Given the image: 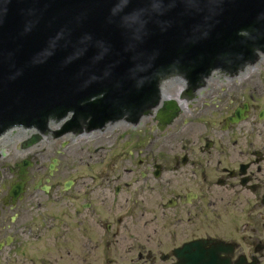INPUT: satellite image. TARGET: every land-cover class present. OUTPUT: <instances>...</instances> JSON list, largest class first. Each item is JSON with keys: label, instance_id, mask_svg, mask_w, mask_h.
I'll return each mask as SVG.
<instances>
[{"label": "flooded vegetation", "instance_id": "flooded-vegetation-1", "mask_svg": "<svg viewBox=\"0 0 264 264\" xmlns=\"http://www.w3.org/2000/svg\"><path fill=\"white\" fill-rule=\"evenodd\" d=\"M263 60L264 52L258 53L244 68L214 76L247 77L259 73ZM261 72V86L252 83L248 99L231 101L229 112V104L217 109L205 103L193 118L187 111L210 76L198 87L181 73L161 78L152 106L131 125L148 122L149 130L135 137L131 183H116L125 179L121 173H134L123 167L108 184L83 189L77 166H65L70 178L54 183L58 168L51 174L49 163L59 148L50 146L45 170L39 173L43 165H37L33 171L34 166L23 196L6 198L18 168L14 156L4 159L0 264H264V66ZM174 79L184 86L167 93ZM167 100L179 109L163 123L157 114ZM238 109L243 118L229 123ZM127 151L117 156L125 152L129 158ZM31 158L41 161L37 154ZM94 171L89 178L95 181ZM53 184L57 200L49 197ZM160 190L165 197L148 194Z\"/></svg>", "mask_w": 264, "mask_h": 264}, {"label": "water", "instance_id": "water-1", "mask_svg": "<svg viewBox=\"0 0 264 264\" xmlns=\"http://www.w3.org/2000/svg\"><path fill=\"white\" fill-rule=\"evenodd\" d=\"M263 50L264 0H0V133L23 122L40 127L43 118L68 113L60 133L80 116L79 125L89 130L124 112L132 122L152 106L159 80L171 72L198 84L211 71L242 68ZM243 77L210 76L186 116ZM167 84L171 94L184 86L178 79ZM178 109L167 100L157 118L167 123ZM242 118L238 109L228 122ZM122 125L88 137L131 129ZM69 134L56 142L74 139ZM37 140L33 134L21 146ZM54 141L43 137L40 145ZM30 165L22 162L20 172Z\"/></svg>", "mask_w": 264, "mask_h": 264}, {"label": "rangeland", "instance_id": "rangeland-1", "mask_svg": "<svg viewBox=\"0 0 264 264\" xmlns=\"http://www.w3.org/2000/svg\"><path fill=\"white\" fill-rule=\"evenodd\" d=\"M261 71L262 68L259 69L258 71L259 73H255L252 75L250 74L249 76H247L248 78L245 76L215 91L212 100L195 105L193 115L190 118H193L196 112H198V109L202 108L203 104L205 103L211 105L216 104L218 106L217 109L222 108L224 106H228L229 104L228 107V112H229L231 110L230 107L231 101H234L236 99H240V100L248 99L249 95H251L250 90L252 87L251 86L252 83L256 82L258 87L261 86V82L263 81L262 76L260 74L262 73ZM257 95H259V93H257ZM196 122H199V120ZM147 123L148 122H143L141 126L130 130L56 142V146H55L56 149L59 148L58 145L61 144V142H63V148H60L61 153L58 156H55L56 159H58V166H57L58 170L52 176V179H55L54 183L61 181L67 175L70 178L72 173L71 171L69 172V174L65 173L64 171L65 166H75V167L77 166L79 168L75 177L76 178L82 177L80 183L83 184L82 186L83 189H89L95 186L97 183L108 184L113 180L111 174L118 172L117 175H119L123 167H126L130 171H133L134 169L133 171L134 173H132V175H129L128 172H126L127 174L121 173L123 176H125V179L117 181L116 183H121L124 182L125 180L130 183L133 182L136 178V171H137V168L135 166L136 162L134 161L135 155L133 154V152L137 150V147H135L134 145L135 137L140 136L142 133L149 132L148 126L144 127V125H146ZM200 124L202 126L205 125L204 122H200ZM205 126H209V124ZM208 133H211L210 129ZM124 135L126 136L124 137ZM49 144L51 143L40 145V147L42 146L41 149L33 150V154H37V157L46 156L45 155L46 149L48 150L47 147ZM124 148H127L129 158L124 157L126 156L125 152L122 154L121 158L117 156L119 150H122ZM19 152H23V151H19ZM22 156L23 155L20 153L19 155L16 156V158H20ZM125 159L131 160L133 162L125 161ZM47 162H48V158L41 160L39 164L35 165L33 171L36 169L37 165L38 166L43 165L39 170V173L44 171ZM112 164H114V166H118V169H116V167L112 168ZM114 168L115 171H112L114 170ZM92 169L95 170L94 172H97L95 181L94 179L92 180L91 178H89V173L91 172ZM104 171L106 172L102 173ZM30 172L31 169L29 173ZM1 177L5 178L6 174H2L0 178ZM52 186L53 189L49 194V197L53 196L55 200H57L56 196L58 193V189L57 187L56 188L54 187V184ZM160 192H161L160 194H155V192L152 194L149 192L148 194H150L151 197H158V195L165 197V195L162 194L164 191L160 190ZM145 197H149V196L146 194ZM80 198L81 199L84 198L88 201H91V199H87V197L80 196ZM45 203H48V201L45 200Z\"/></svg>", "mask_w": 264, "mask_h": 264}, {"label": "bare ground", "instance_id": "bare-ground-1", "mask_svg": "<svg viewBox=\"0 0 264 264\" xmlns=\"http://www.w3.org/2000/svg\"><path fill=\"white\" fill-rule=\"evenodd\" d=\"M40 159H41V160H44V159H45V156H40Z\"/></svg>", "mask_w": 264, "mask_h": 264}]
</instances>
